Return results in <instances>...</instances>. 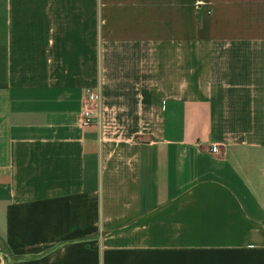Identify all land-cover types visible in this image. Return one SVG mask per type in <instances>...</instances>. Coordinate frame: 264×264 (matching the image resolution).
Listing matches in <instances>:
<instances>
[{
  "label": "crops",
  "instance_id": "obj_1",
  "mask_svg": "<svg viewBox=\"0 0 264 264\" xmlns=\"http://www.w3.org/2000/svg\"><path fill=\"white\" fill-rule=\"evenodd\" d=\"M263 220L264 0H0V264H264Z\"/></svg>",
  "mask_w": 264,
  "mask_h": 264
},
{
  "label": "built area",
  "instance_id": "obj_2",
  "mask_svg": "<svg viewBox=\"0 0 264 264\" xmlns=\"http://www.w3.org/2000/svg\"><path fill=\"white\" fill-rule=\"evenodd\" d=\"M82 106L79 113L80 123L83 126L91 125L94 122V111L97 109L98 102L90 94L84 93L81 98ZM210 151L213 153L219 152L217 144L211 145Z\"/></svg>",
  "mask_w": 264,
  "mask_h": 264
},
{
  "label": "trees",
  "instance_id": "obj_3",
  "mask_svg": "<svg viewBox=\"0 0 264 264\" xmlns=\"http://www.w3.org/2000/svg\"><path fill=\"white\" fill-rule=\"evenodd\" d=\"M263 225H264V220H263Z\"/></svg>",
  "mask_w": 264,
  "mask_h": 264
}]
</instances>
